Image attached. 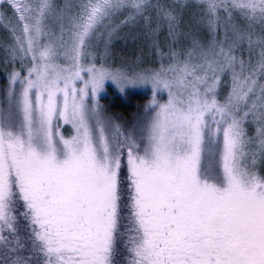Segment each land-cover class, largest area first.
Masks as SVG:
<instances>
[{"label":"snow or ice","instance_id":"1","mask_svg":"<svg viewBox=\"0 0 264 264\" xmlns=\"http://www.w3.org/2000/svg\"><path fill=\"white\" fill-rule=\"evenodd\" d=\"M0 76V264H264V0H0Z\"/></svg>","mask_w":264,"mask_h":264},{"label":"trees","instance_id":"2","mask_svg":"<svg viewBox=\"0 0 264 264\" xmlns=\"http://www.w3.org/2000/svg\"><path fill=\"white\" fill-rule=\"evenodd\" d=\"M109 97H105V103L112 104V110L116 112H124L126 109L133 108L135 105H140L147 96L142 92H131L124 97H120L117 94H114L112 91H109Z\"/></svg>","mask_w":264,"mask_h":264},{"label":"rangeland","instance_id":"3","mask_svg":"<svg viewBox=\"0 0 264 264\" xmlns=\"http://www.w3.org/2000/svg\"><path fill=\"white\" fill-rule=\"evenodd\" d=\"M113 51H114V54L117 57V59H119V58H123V57H126V56H132L135 53L136 50H135L134 46L126 45L123 41H120L119 43L114 44ZM145 51H147V50L145 49ZM0 78H2V76H0ZM136 91L143 93V90H141V89H133L131 92H136ZM115 94L119 95L121 98L126 96V95H122V94H119V93H115ZM109 95H110V93L108 91L106 93L105 97H109ZM149 95H150V93H149ZM147 99H148V96L140 105H135L133 108L126 109L125 111H129V112L135 111L137 106H142L143 103Z\"/></svg>","mask_w":264,"mask_h":264}]
</instances>
